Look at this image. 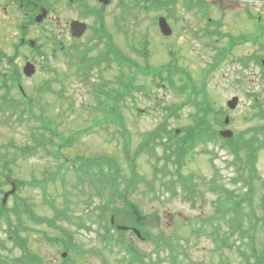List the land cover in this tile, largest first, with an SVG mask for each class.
<instances>
[{
  "label": "rangeland",
  "instance_id": "1",
  "mask_svg": "<svg viewBox=\"0 0 264 264\" xmlns=\"http://www.w3.org/2000/svg\"><path fill=\"white\" fill-rule=\"evenodd\" d=\"M166 1L169 0H161L165 8L161 7L157 13L140 12L129 5L126 10L114 5L106 11L108 22L113 23L110 27L113 43L131 61L129 66H117L108 56L104 42H95L94 51L83 68L78 65L83 57L77 60L64 57L61 65L55 64L59 74L54 70L52 74L26 78L24 89L34 101L35 116L56 128L70 141L69 145H54L61 144L62 140L52 141L48 134L42 140L41 127L28 119L23 108L14 114L0 112V172L3 162L7 161L11 173L8 171L4 177L9 176L17 187L15 196L7 201V217L0 220V264L4 259L8 264H32L34 255L42 264H249L251 261L256 264L255 255L251 259V251L252 255L263 254L264 150L258 154L256 169L251 172L244 150L241 157H235L222 149L220 142L197 146L185 157L182 164L185 167L180 170L185 176L192 175V182H196L192 184L193 197L182 191L179 183L178 192L170 194L160 177L155 185L153 181L157 170L162 169L161 159L170 157L171 163L176 159L172 152L166 154L165 146L173 144L176 138L182 143L185 141V129L204 100L214 108L209 122L218 135L231 131L236 139L264 127L263 117L259 115L261 108L264 112V49L252 41V44L236 46L226 58L221 57L228 51L223 49L239 39L252 35L264 42V0L216 2L204 8L208 12L204 18L203 11L197 13L194 8L189 13L181 7L185 0H176L170 6ZM64 10L63 19L77 18L65 7ZM158 16L168 18L173 29L167 41L153 23ZM120 18L124 25L119 22ZM145 39L148 44L150 40L153 42L151 51H147ZM162 67L164 71L155 69ZM164 72L173 76L169 82ZM142 73L151 74L159 83ZM164 79L168 83L163 84ZM129 84L133 88L130 93L126 90ZM102 90L106 91L104 97L99 96ZM191 96L193 103L189 102ZM235 97L239 103L232 111L227 103ZM117 99L118 112L113 109L108 113L107 105L101 106L105 102L113 107L111 100ZM185 101L187 104L181 106ZM111 114L123 117L126 132L116 125H97V120ZM227 117L229 125L225 122ZM163 128L169 136L161 134ZM174 129L180 136L174 137ZM157 130L160 137L155 136L154 143L152 139L149 143L154 144V150L136 159L137 176L144 180L128 196L136 211V220L124 219L126 205L120 201L115 204L118 212L115 221L127 227L137 224L145 233L158 237L159 243L160 238L167 236L165 239L176 247L174 252L117 232L105 211L107 195L100 197L96 192L99 186H94L91 178L85 176L90 171L98 174L97 164L102 165L105 174L110 172L109 161L104 162L107 164L101 161L113 158L129 178L132 167L125 158V145L130 144L128 158L135 159L133 154L144 135L157 134ZM56 151L61 154L59 160L53 155ZM64 161L68 162V168L61 175L57 169ZM177 169L176 165H170L173 178ZM4 177L0 176L1 195L11 190ZM243 177L261 179L256 180L255 192L250 183L249 187L244 186ZM39 182L45 184L46 195L35 187ZM223 188L242 196L252 195L242 213L247 217L252 210L255 213L253 219L250 216L242 223L250 232L245 241L240 240V234L231 235L232 227L238 225V221L231 223L233 214L224 215L223 209L218 210L219 199L224 201L220 193L225 192L216 189ZM28 210L36 217H30ZM56 211L64 215L56 218ZM41 219L57 221L50 226L41 224ZM204 221L205 234L200 236ZM22 223L23 228H17ZM218 224L220 229H216ZM216 230L220 232L217 239L213 235ZM22 238L27 240V248L18 244ZM56 238L58 241H54ZM221 240L224 244H218ZM70 241L72 247L65 251ZM64 252H67L66 260Z\"/></svg>",
  "mask_w": 264,
  "mask_h": 264
},
{
  "label": "flooded vegetation",
  "instance_id": "2",
  "mask_svg": "<svg viewBox=\"0 0 264 264\" xmlns=\"http://www.w3.org/2000/svg\"><path fill=\"white\" fill-rule=\"evenodd\" d=\"M220 1L224 2L189 0L181 7L194 5L198 10ZM160 2L161 0H109L106 5L100 0H0V112L16 113V105L21 101L18 89H24L26 78L31 80L40 73L52 74L54 70L59 74L60 70L55 64L61 65L64 57L76 60L88 57L94 51L95 42H104L106 46L107 41L114 37L113 29L110 28L113 23L108 22L106 11L114 5L124 10L129 5L140 12L148 10V13H157L162 6ZM173 2L174 0H169L165 3L170 6ZM64 7L77 18L63 19ZM120 19V23L124 22L123 18ZM158 20L159 17L153 23L159 28ZM75 22L86 26L82 37L75 35ZM114 25L118 27L116 23ZM149 42L147 51H151L150 47L153 45L151 40ZM28 67L33 68L32 76L25 73ZM7 183L12 184L9 179ZM7 193L9 191L6 190L5 194ZM128 228L127 232L133 237H138L136 231H139L144 240L155 238L150 233H146L144 237V231L137 224Z\"/></svg>",
  "mask_w": 264,
  "mask_h": 264
},
{
  "label": "trees",
  "instance_id": "3",
  "mask_svg": "<svg viewBox=\"0 0 264 264\" xmlns=\"http://www.w3.org/2000/svg\"><path fill=\"white\" fill-rule=\"evenodd\" d=\"M112 54L115 58V60L117 61V63L120 65V67H124L126 65H130L131 61L128 60V57H125L122 53H120V51H118L115 47L112 48ZM257 64H260V60L257 59ZM135 66V65H134ZM146 76H150L153 77L151 74H146ZM154 79H156L155 77H153ZM132 89L131 85H128V88L126 90ZM196 89V88H195ZM118 100H111L113 101V107L111 108V112H113V109H115V105L117 108V103ZM102 101V100H101ZM105 100H103L102 102H104ZM105 103V102H104ZM102 103L101 106L105 107V105L109 106L108 103ZM202 106L198 109L197 114L194 115V118L192 120V123L188 126V128L185 129V141L182 143V140H180L179 138L174 139L173 144L169 143L165 146V152L166 154L169 153H173V155L176 156V159L173 160V163L170 162V157H165L163 159L158 160L160 161V163H162V169L159 168L156 172L155 175V181H153L154 185L155 182L157 181V179L160 177L162 179V182L164 184V188L166 191H168L170 194H175L178 192V188H177V183H179L178 185L182 188V191H184L186 194L191 193L192 195L190 196H194L192 193V189L194 188L192 184L195 185V181L192 182V175H188L185 176L183 173L181 174V168H182V164H184V160L185 157L190 153H192L191 151H194L196 149V147L199 145H206V144H210V143H214V142H221L222 144V148L224 150H226L228 153L234 155L235 157H241L242 155V150H244V152L247 154V165L249 166V170L252 172V170L256 169V162H257V156L258 154L263 151L262 149L264 148V127L259 128V129H254L252 130V135L250 134H246L243 137H238L236 139L230 140V141H224L222 140L219 135L212 129L211 124L209 122V117L210 115H212L213 113V109L211 107V105L209 104L208 101L204 100L201 102ZM32 109L35 108L34 104L31 105ZM119 114V113H118ZM259 115L261 117H263V121H264V112L263 109H260ZM116 115L111 114L108 115L107 117H101L100 118V122L97 121L98 124L100 125H116V126H122L125 123L123 117L121 118L120 116H118L117 118H115ZM35 120H37L38 122H40L39 127H41L43 133H42V140L43 137L46 138L45 136L48 134L49 137L52 139V141H54V139H58L61 138L62 143H54V145L58 146V147H62L64 145H69L70 141L64 139L61 134L57 131V129H54L50 124H47L42 118H34ZM124 131L126 132L125 128ZM161 134L166 133L165 136H169L170 134L163 128L160 130ZM159 130L156 131L157 134H154L155 132L149 133L151 135H149L148 133H146L144 135V138L141 141V144L139 145V147L136 149V152L133 154L134 157H136L134 160H132L131 158L129 159L127 155L130 156V144L125 145L124 147V154H125V158L128 161L129 165L132 167L131 170V176L129 178H126L125 175L123 174V171L121 170L118 161L116 159L113 158H105V160L103 159L101 161L102 164H107L104 162H108L109 164H107L109 167V171L108 173H104L105 170H103L102 165L97 164V173H92L90 172H86L85 169H83L86 174L85 176H89L91 179V183L94 186H99L98 190H96V192L98 193V195L100 197H103L104 195H107L106 198H104L105 202L104 205H106L105 211H115L116 210V202H122V205H126V215L124 217V219H127V217L132 218L135 222L136 218H135V214L136 211L134 210V206H132V204H130L128 200V196L129 194L133 193V191L135 190L134 187H136V184L140 183V182H144L143 178H139V176H137L136 173V165H137V156L143 154L145 155V152L147 153H151L154 150V137L158 136L160 137V132ZM177 130L174 129L173 130V135L174 137H178L177 135ZM184 132V131H183ZM46 134V135H45ZM154 134V135H153ZM152 139L151 144L150 141ZM73 140V139H72ZM71 140V141H72ZM146 140V141H145ZM47 141V140H46ZM46 146V145H45ZM43 146V147H45ZM146 148V150H145ZM54 157L59 160L61 157V154L59 151L54 152ZM84 161V160H81ZM159 163V164H160ZM176 165L177 166V170L174 173V178H173V173H171L170 170V165ZM185 165L183 166L184 169ZM94 175V177H92L91 175ZM4 175V174H3ZM5 176V175H4ZM105 176V178H104ZM243 180H241V182L244 184V186H248V184L250 183V186L252 187V191H256L255 190V184H256V180L261 181L260 178H254V177H250L248 178V180H246L244 177L242 178ZM154 180V179H153ZM152 183V182H150ZM264 183V182H263ZM32 185V184H31ZM249 187V186H248ZM44 192L45 189L43 188ZM218 191H223L225 193H220L221 197L224 198V201L220 200L218 201V210L220 211L221 209H223L224 211V215H226V213L228 214H233V217L230 219L231 223H234L235 221H238V225L235 227H232V233L231 235L235 236L237 234H240V240L241 241H245L246 239H248L250 237L249 235V231L247 232L243 226L242 223H244V220L250 216H252V219L254 218V211L252 210L250 213V215L247 217L246 214L245 216H243V212L244 210V204L245 203H250V199L252 197L251 194H247L245 196H242L240 194H237L235 191H228L226 188L223 189H216ZM108 191V192H106ZM264 196V195H263ZM18 202V200H17ZM262 208L264 210V197H262ZM128 211H131L130 213H128ZM28 215L30 217H36L35 214L33 213V211H27ZM57 212V217L64 215V213L60 212V211H56ZM128 213V215H127ZM112 216H114L115 219H117V215H115L114 212L111 213ZM4 217H7V213H3L0 216V219L2 220ZM60 218V217H59ZM57 219H41L39 220V222H41V224L43 223H47L50 226H53L56 223ZM112 223L110 222V225ZM207 224H209V221L207 222ZM204 225L205 221H204ZM17 228H23V223L22 225H20V227ZM28 229V228H27ZM26 229V230H27ZM204 227L201 230V233L203 231ZM216 229H220V225L218 224ZM12 230V227L10 226V231ZM219 230H216L213 235L215 237V239H217V236L219 235ZM9 234H11L9 232ZM49 241H53L50 240ZM54 241H58V239H54ZM20 247H24L26 245L27 248V240L22 238L19 243ZM72 245V242L70 241L69 244L65 245V251H69L70 247ZM164 247L169 248L172 252H174L176 250V247L172 246L170 243L169 239H164ZM28 250V249H27ZM74 251H76V249H73ZM255 255V253H253V256ZM33 255H31L32 258ZM34 260L32 261V264H42L38 259L37 256H33ZM256 259V264H264V252L263 254H261L260 256H254ZM37 258V259H36ZM251 259H252V255H251ZM252 262V261H251ZM249 264H252V263ZM68 264V263H66ZM70 264V263H69Z\"/></svg>",
  "mask_w": 264,
  "mask_h": 264
},
{
  "label": "water",
  "instance_id": "4",
  "mask_svg": "<svg viewBox=\"0 0 264 264\" xmlns=\"http://www.w3.org/2000/svg\"><path fill=\"white\" fill-rule=\"evenodd\" d=\"M102 3L104 4H108L109 3V0H101ZM73 29H74V32H75V35L77 37H81L85 31H86V26L81 24V23H78V22H75L73 24ZM160 29H161V32L162 34L165 36V37H170L172 35V29L170 28L167 20L165 18H161L160 19ZM31 67H28V69H26L25 73L28 75V76H31L33 74V68L30 69ZM238 103H239V99L238 98H233V100L229 101L228 102V107L231 109V110H235L238 106ZM226 125H229L230 123V119L227 118L226 119ZM221 135L224 137V138H232L233 137V133L232 132H222ZM16 189H14L12 191V194L15 192ZM8 197V196H6ZM121 230H125V228H120Z\"/></svg>",
  "mask_w": 264,
  "mask_h": 264
}]
</instances>
